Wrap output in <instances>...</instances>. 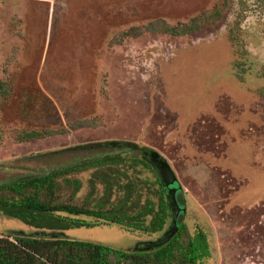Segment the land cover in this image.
Masks as SVG:
<instances>
[{
    "label": "rangeland",
    "instance_id": "obj_1",
    "mask_svg": "<svg viewBox=\"0 0 264 264\" xmlns=\"http://www.w3.org/2000/svg\"><path fill=\"white\" fill-rule=\"evenodd\" d=\"M196 18L186 35L148 29ZM22 129L60 132L19 142ZM94 141L168 160L185 221L210 242L201 264H264V0H0V182L29 173L26 157ZM34 213L0 212V234L134 251L161 233Z\"/></svg>",
    "mask_w": 264,
    "mask_h": 264
},
{
    "label": "trees",
    "instance_id": "obj_2",
    "mask_svg": "<svg viewBox=\"0 0 264 264\" xmlns=\"http://www.w3.org/2000/svg\"><path fill=\"white\" fill-rule=\"evenodd\" d=\"M220 14L215 10L206 18ZM200 20L172 26L161 19L151 22L148 29L186 35L200 28ZM59 132L22 129L16 139L30 142ZM154 151L131 141H94L26 157L33 165L29 173L0 182V212L14 218H28L34 212L66 213L65 221L71 226L117 223L133 231L161 232L159 238L171 225L173 214L151 162ZM139 167L145 174L152 172L153 180L141 176ZM85 187L87 192L81 197ZM182 194L179 198L184 201ZM179 223L173 239L150 251L76 241L60 232L52 233L59 237L47 232H7L0 234V264H201L210 255L207 234L202 228L192 232L183 215Z\"/></svg>",
    "mask_w": 264,
    "mask_h": 264
},
{
    "label": "water",
    "instance_id": "obj_3",
    "mask_svg": "<svg viewBox=\"0 0 264 264\" xmlns=\"http://www.w3.org/2000/svg\"><path fill=\"white\" fill-rule=\"evenodd\" d=\"M151 162L156 172L158 173L161 182L166 190L167 201L172 210L173 219L169 228L164 232L163 236L140 243L135 251H150L160 248L173 239L180 230L179 219L181 215L185 216L187 213V205L181 201L179 195L184 192V188L174 171L171 164L159 152L154 151L151 154ZM13 234H24V231H11ZM37 233L34 232L33 235ZM59 234H52L51 237H59Z\"/></svg>",
    "mask_w": 264,
    "mask_h": 264
}]
</instances>
